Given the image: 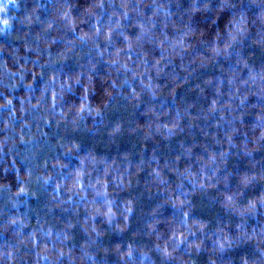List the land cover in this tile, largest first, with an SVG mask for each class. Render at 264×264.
Here are the masks:
<instances>
[{
    "label": "trees",
    "instance_id": "16d2710c",
    "mask_svg": "<svg viewBox=\"0 0 264 264\" xmlns=\"http://www.w3.org/2000/svg\"><path fill=\"white\" fill-rule=\"evenodd\" d=\"M5 3L0 264H264V0Z\"/></svg>",
    "mask_w": 264,
    "mask_h": 264
},
{
    "label": "snow or ice",
    "instance_id": "6c2138e0",
    "mask_svg": "<svg viewBox=\"0 0 264 264\" xmlns=\"http://www.w3.org/2000/svg\"><path fill=\"white\" fill-rule=\"evenodd\" d=\"M201 2H205V0H201ZM0 4H2L4 7L7 6V4L5 3V0H0ZM101 6H102V5H101ZM125 19H129V17L127 16V14H125ZM0 31H2V30H0ZM97 32L99 33L100 30L97 29ZM119 35L122 36V35H123V32H120ZM109 38H110V37H109Z\"/></svg>",
    "mask_w": 264,
    "mask_h": 264
}]
</instances>
